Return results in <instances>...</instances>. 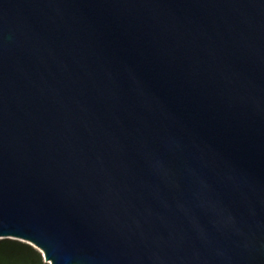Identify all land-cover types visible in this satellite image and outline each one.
Returning a JSON list of instances; mask_svg holds the SVG:
<instances>
[{
  "label": "water",
  "instance_id": "1",
  "mask_svg": "<svg viewBox=\"0 0 264 264\" xmlns=\"http://www.w3.org/2000/svg\"><path fill=\"white\" fill-rule=\"evenodd\" d=\"M4 238L264 264V0H0Z\"/></svg>",
  "mask_w": 264,
  "mask_h": 264
},
{
  "label": "trees",
  "instance_id": "2",
  "mask_svg": "<svg viewBox=\"0 0 264 264\" xmlns=\"http://www.w3.org/2000/svg\"><path fill=\"white\" fill-rule=\"evenodd\" d=\"M0 264H48L31 245L14 239H0Z\"/></svg>",
  "mask_w": 264,
  "mask_h": 264
}]
</instances>
